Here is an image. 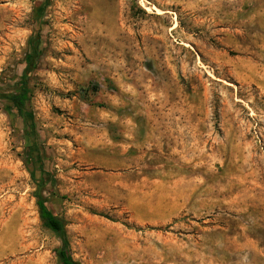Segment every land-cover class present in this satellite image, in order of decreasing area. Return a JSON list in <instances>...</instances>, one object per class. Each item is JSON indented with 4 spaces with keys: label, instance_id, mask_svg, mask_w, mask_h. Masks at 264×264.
Instances as JSON below:
<instances>
[{
    "label": "rangeland",
    "instance_id": "rangeland-1",
    "mask_svg": "<svg viewBox=\"0 0 264 264\" xmlns=\"http://www.w3.org/2000/svg\"><path fill=\"white\" fill-rule=\"evenodd\" d=\"M63 241L264 264V0H0V264H62Z\"/></svg>",
    "mask_w": 264,
    "mask_h": 264
},
{
    "label": "trees",
    "instance_id": "trees-1",
    "mask_svg": "<svg viewBox=\"0 0 264 264\" xmlns=\"http://www.w3.org/2000/svg\"><path fill=\"white\" fill-rule=\"evenodd\" d=\"M39 41L37 39L32 40V58L29 60L28 63L34 62V60L37 58V45ZM30 72V70H25L21 74V81L25 80L26 75ZM29 92V89L26 87L25 83L21 82V88L19 90L18 95H15L13 97H10L9 100L14 104L18 110H22V106L27 101L28 97L27 94ZM38 211H39V218L43 222L44 226L49 229L52 233L57 234L61 237H64V222L56 217L51 210H49L45 203L38 199L37 201ZM62 264H78L71 260L69 255V249L68 244L66 241H63L62 247L59 251Z\"/></svg>",
    "mask_w": 264,
    "mask_h": 264
}]
</instances>
